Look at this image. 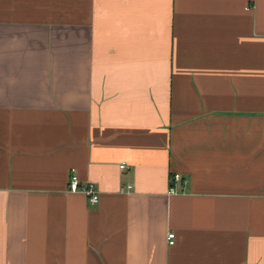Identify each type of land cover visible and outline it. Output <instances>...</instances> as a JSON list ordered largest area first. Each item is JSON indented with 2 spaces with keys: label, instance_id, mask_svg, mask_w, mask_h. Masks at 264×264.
Returning <instances> with one entry per match:
<instances>
[{
  "label": "crops",
  "instance_id": "obj_1",
  "mask_svg": "<svg viewBox=\"0 0 264 264\" xmlns=\"http://www.w3.org/2000/svg\"><path fill=\"white\" fill-rule=\"evenodd\" d=\"M0 264H264V0H0Z\"/></svg>",
  "mask_w": 264,
  "mask_h": 264
},
{
  "label": "built area",
  "instance_id": "obj_2",
  "mask_svg": "<svg viewBox=\"0 0 264 264\" xmlns=\"http://www.w3.org/2000/svg\"><path fill=\"white\" fill-rule=\"evenodd\" d=\"M119 167L121 169H124L126 168V164L122 162L119 164ZM172 179L179 180L180 175L178 173H174L172 175ZM131 187H132V184L124 183L120 186V191L129 192L131 190ZM68 188L69 190H72V191H81L85 193L91 204H94L98 201V191L94 188L93 184L88 183V182L84 184H80L77 179V175H75L74 173H71V176L69 178ZM169 192H174V187L172 185L169 187ZM167 237H168V243L172 244L174 242V232L169 231L167 234Z\"/></svg>",
  "mask_w": 264,
  "mask_h": 264
}]
</instances>
